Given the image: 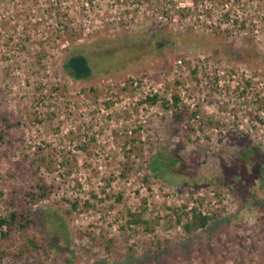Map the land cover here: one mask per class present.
Segmentation results:
<instances>
[{
    "label": "rangeland",
    "instance_id": "rangeland-1",
    "mask_svg": "<svg viewBox=\"0 0 264 264\" xmlns=\"http://www.w3.org/2000/svg\"><path fill=\"white\" fill-rule=\"evenodd\" d=\"M1 115L0 264H264V0H0Z\"/></svg>",
    "mask_w": 264,
    "mask_h": 264
},
{
    "label": "trees",
    "instance_id": "trees-1",
    "mask_svg": "<svg viewBox=\"0 0 264 264\" xmlns=\"http://www.w3.org/2000/svg\"><path fill=\"white\" fill-rule=\"evenodd\" d=\"M68 69L71 70L70 74L72 77H75L76 79L83 80L88 79L92 75V69L91 66L87 60V58L81 54H74L70 59L68 60V63L66 65ZM153 100V99H152ZM156 100H154L155 102ZM0 144H4L6 140V135L9 133V130L11 129L12 125L9 123L7 116H0ZM259 151L255 148L251 149H245L240 152L239 156L236 158V172H240L241 168L244 166H250L251 168L255 165L259 167V165L264 164V157L261 156V154L258 153ZM161 156V155H160ZM159 158V157H158ZM177 164H179V161L175 160L173 161ZM238 166V168H237ZM164 168V160L163 159H154L151 162V169L153 172H161V170ZM237 181V180H236ZM49 194V190L46 186L40 187V192L38 194L31 193L29 196L31 197L32 201H37L38 199H42L47 197ZM187 222L185 223L182 219H180L178 222L184 225L185 231L191 235L198 229H206L211 222L212 218L203 216L202 213L194 212L193 215L190 217L187 216ZM23 221V223H20ZM34 223L30 218H26V215L23 213H20L18 211L11 212L8 216H1L0 217V240L2 241H8V239L11 237L12 233L15 230L19 231H25ZM27 245H32V247L36 248L37 250L40 249V246H38L36 240H26ZM25 249V248H24ZM8 253L6 251H3L2 254H0V258H4Z\"/></svg>",
    "mask_w": 264,
    "mask_h": 264
}]
</instances>
